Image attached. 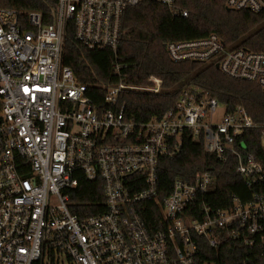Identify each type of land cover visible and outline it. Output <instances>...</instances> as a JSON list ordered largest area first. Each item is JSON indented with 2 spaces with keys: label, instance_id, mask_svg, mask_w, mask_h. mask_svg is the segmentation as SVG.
<instances>
[{
  "label": "built area",
  "instance_id": "1",
  "mask_svg": "<svg viewBox=\"0 0 264 264\" xmlns=\"http://www.w3.org/2000/svg\"><path fill=\"white\" fill-rule=\"evenodd\" d=\"M40 1L48 12L0 9V264H197L200 238L212 248L264 245V159L247 155L240 140L262 127L244 107L230 109L190 86L172 109L137 122L127 117L123 94H159L160 78L129 84L116 63V82L97 106L63 64L70 23L88 50L117 52L126 10L151 1L186 18L179 0ZM227 8L264 14V0H228ZM166 48L173 62L218 65L264 90V53L232 49L216 34ZM185 133L218 160H237L252 189L248 201L233 195L226 209L198 202L217 189L209 173L176 180L160 200V162L180 152ZM82 176L103 181L106 211L81 220L71 196Z\"/></svg>",
  "mask_w": 264,
  "mask_h": 264
},
{
  "label": "trees",
  "instance_id": "2",
  "mask_svg": "<svg viewBox=\"0 0 264 264\" xmlns=\"http://www.w3.org/2000/svg\"><path fill=\"white\" fill-rule=\"evenodd\" d=\"M227 1L179 0L188 12L186 18L174 16L158 3L142 2L125 11L117 52L88 50L77 40L70 23L63 64L72 69L81 84L87 86L88 96L97 106L105 105L106 86L116 82V63L123 66L122 74L129 84L146 86L150 77L160 78L163 89L159 94L141 91L123 94L121 101L126 106L127 117L137 122L148 121L172 109L181 92L190 86L205 90L230 109L242 106L262 128L247 131L240 140L248 148L247 155L252 154L263 161L264 90L256 83L225 76L216 65L173 62L166 48L170 42L216 34L232 49L244 48L264 53V14L228 11ZM0 9L23 13H46L49 10L40 0H0ZM237 167L235 158L230 156L225 162L218 160L205 151L203 141H195L189 133H185L180 152L160 162V200L171 194L176 180L191 181L198 173H209L215 179L217 189L211 195L200 196L198 202L204 200L215 209H226L233 195L248 201L252 189L237 173ZM79 180V186L71 196L73 213L81 220L105 213L103 181L91 182L83 176ZM256 191L261 192L260 186ZM155 217L143 215L147 222L155 220ZM197 264H264V245L247 246L239 241H226L212 248L206 239L200 238Z\"/></svg>",
  "mask_w": 264,
  "mask_h": 264
},
{
  "label": "rangeland",
  "instance_id": "3",
  "mask_svg": "<svg viewBox=\"0 0 264 264\" xmlns=\"http://www.w3.org/2000/svg\"><path fill=\"white\" fill-rule=\"evenodd\" d=\"M223 111H224V106H223V105L219 106V108H218V112H217L216 115H215V119H216V121L219 120V118H220L221 115L223 114ZM206 122H207V120H206ZM262 147H263V149H264V139H263V141H262Z\"/></svg>",
  "mask_w": 264,
  "mask_h": 264
},
{
  "label": "water",
  "instance_id": "4",
  "mask_svg": "<svg viewBox=\"0 0 264 264\" xmlns=\"http://www.w3.org/2000/svg\"><path fill=\"white\" fill-rule=\"evenodd\" d=\"M227 10L230 11V9H227ZM216 68L219 69V66L217 65Z\"/></svg>",
  "mask_w": 264,
  "mask_h": 264
}]
</instances>
